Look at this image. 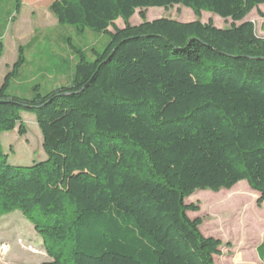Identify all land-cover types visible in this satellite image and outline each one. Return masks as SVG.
Here are the masks:
<instances>
[{
  "label": "trees",
  "instance_id": "obj_1",
  "mask_svg": "<svg viewBox=\"0 0 264 264\" xmlns=\"http://www.w3.org/2000/svg\"><path fill=\"white\" fill-rule=\"evenodd\" d=\"M175 5L234 23L146 18L145 9ZM261 5L52 1L60 25L110 41L92 60L69 43L79 55L70 82L35 85L31 97L8 91L25 63L20 48L0 89V220L19 210L34 225L50 257L40 264H216L223 242L203 233L186 199L247 181L264 202V37L245 21ZM24 111L36 115L47 159L14 166L1 135L27 134ZM259 253L264 264V243Z\"/></svg>",
  "mask_w": 264,
  "mask_h": 264
},
{
  "label": "rangeland",
  "instance_id": "obj_2",
  "mask_svg": "<svg viewBox=\"0 0 264 264\" xmlns=\"http://www.w3.org/2000/svg\"><path fill=\"white\" fill-rule=\"evenodd\" d=\"M52 1L23 0L21 12L17 14V0H0V89L6 76L13 72L20 48L25 63L17 71L19 74L11 78L8 91L31 97L35 85H40L42 92L51 90L58 83L65 85L64 79L66 81L72 75L79 60L69 43L82 49L89 60L93 59L92 48L102 51L109 43L107 33L91 29L78 32L72 26L60 25L49 10ZM260 11L264 13V5L248 14L245 21H252L258 35L264 37V16ZM145 13L148 21L161 17L182 22L200 19L212 21L219 28L231 27L234 23L208 11H203L198 18L193 9L182 5L152 7L145 9ZM130 22L132 25L142 22L140 10ZM115 23L120 28L125 26L122 18ZM22 115L27 134L20 136L15 129L4 132L1 141L10 164L31 166L47 159V155L36 115L26 111ZM258 198L259 194L247 181H241L230 190H198L186 199L187 204L198 206V211H189L188 214L203 219V233L221 237V255L215 256L216 264H262L257 246L264 238V202L258 204ZM48 260L50 257L42 237L21 211L16 210L1 218L0 264H40Z\"/></svg>",
  "mask_w": 264,
  "mask_h": 264
},
{
  "label": "crops",
  "instance_id": "obj_3",
  "mask_svg": "<svg viewBox=\"0 0 264 264\" xmlns=\"http://www.w3.org/2000/svg\"><path fill=\"white\" fill-rule=\"evenodd\" d=\"M110 30H111V27L109 28ZM59 68V67H58ZM69 78H71V75L66 79V81H65V79H64V83L65 84H68L69 82H70V79ZM60 86V83H58L56 86H54V87H52L51 89H54V88H56V87H59ZM213 237H216V238H218V239H220L221 240V237H218V236H213ZM261 242L259 243V245L257 246V253H258V255H259V257H260V259H261V256H260V253H259V246L260 245H262L263 243H264V238H263V240H260ZM262 260V259H261ZM263 264V263H262Z\"/></svg>",
  "mask_w": 264,
  "mask_h": 264
}]
</instances>
